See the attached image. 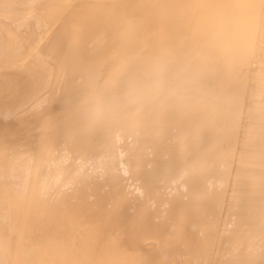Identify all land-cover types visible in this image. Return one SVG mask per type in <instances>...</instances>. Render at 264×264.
<instances>
[{
	"label": "bare ground",
	"instance_id": "1",
	"mask_svg": "<svg viewBox=\"0 0 264 264\" xmlns=\"http://www.w3.org/2000/svg\"><path fill=\"white\" fill-rule=\"evenodd\" d=\"M0 264H264V0H0Z\"/></svg>",
	"mask_w": 264,
	"mask_h": 264
}]
</instances>
